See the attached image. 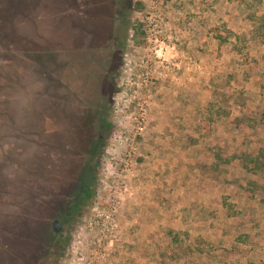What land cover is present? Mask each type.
Listing matches in <instances>:
<instances>
[{"label":"rangeland","instance_id":"374dc122","mask_svg":"<svg viewBox=\"0 0 264 264\" xmlns=\"http://www.w3.org/2000/svg\"><path fill=\"white\" fill-rule=\"evenodd\" d=\"M69 1L79 9L86 0H0V264H264V0H89L129 22L100 100L98 145L97 126L74 134L53 106ZM224 93L259 124L242 145L247 172L223 182L215 219L184 233L171 216L156 220L137 244L129 236L136 176L144 180L164 154L166 130L155 125Z\"/></svg>","mask_w":264,"mask_h":264},{"label":"crops","instance_id":"0c3cea01","mask_svg":"<svg viewBox=\"0 0 264 264\" xmlns=\"http://www.w3.org/2000/svg\"><path fill=\"white\" fill-rule=\"evenodd\" d=\"M224 97L214 105L207 101L202 107L199 96L190 104L182 105V113L175 119L169 117L172 116L170 111L166 124L154 123V130H159V126L166 130V136L162 134L164 138L160 137L164 156L156 154L152 157L145 169L144 180L136 176L137 195L131 203L136 205L131 207L129 219L130 226L134 228L129 236H134L132 240L137 244L139 239L149 241L147 236L151 235L147 230L155 228L156 220L161 226L171 216L172 228L184 233L191 227L190 223L196 226L201 221L215 219L217 194L223 182L229 177L233 179V173L240 167L247 172L245 158L250 152L242 145L249 142L248 130L252 132V138L258 137L259 124L255 129L249 125L245 113L247 103H237L226 93ZM198 108L204 111L187 117ZM155 142L156 147L160 146L159 141ZM234 186L231 183L229 187ZM202 210L212 213L202 220L197 217ZM146 242L141 243L143 247H147Z\"/></svg>","mask_w":264,"mask_h":264},{"label":"flooded vegetation","instance_id":"af4514ba","mask_svg":"<svg viewBox=\"0 0 264 264\" xmlns=\"http://www.w3.org/2000/svg\"><path fill=\"white\" fill-rule=\"evenodd\" d=\"M72 4L66 3L68 41L66 52L62 53L64 64L60 62L55 73L53 106L62 125L74 134L88 127V123H92V128L97 126L92 141L98 145L105 132L100 100L105 98L107 85L118 73L129 22L120 19V15L110 8L93 7L89 0L79 9H73ZM53 229L56 238L61 231L58 219H54Z\"/></svg>","mask_w":264,"mask_h":264},{"label":"trees","instance_id":"16d2710c","mask_svg":"<svg viewBox=\"0 0 264 264\" xmlns=\"http://www.w3.org/2000/svg\"><path fill=\"white\" fill-rule=\"evenodd\" d=\"M13 5V4H12ZM42 18V17H41Z\"/></svg>","mask_w":264,"mask_h":264},{"label":"water","instance_id":"95a60500","mask_svg":"<svg viewBox=\"0 0 264 264\" xmlns=\"http://www.w3.org/2000/svg\"><path fill=\"white\" fill-rule=\"evenodd\" d=\"M56 222V221H55Z\"/></svg>","mask_w":264,"mask_h":264}]
</instances>
